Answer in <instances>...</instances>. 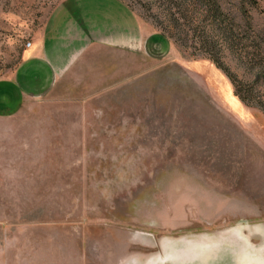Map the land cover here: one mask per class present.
<instances>
[{
    "label": "rangeland",
    "instance_id": "374dc122",
    "mask_svg": "<svg viewBox=\"0 0 264 264\" xmlns=\"http://www.w3.org/2000/svg\"><path fill=\"white\" fill-rule=\"evenodd\" d=\"M60 1L0 0V79ZM120 1L162 54L104 53L0 118V264L264 240V0Z\"/></svg>",
    "mask_w": 264,
    "mask_h": 264
},
{
    "label": "crops",
    "instance_id": "0c3cea01",
    "mask_svg": "<svg viewBox=\"0 0 264 264\" xmlns=\"http://www.w3.org/2000/svg\"><path fill=\"white\" fill-rule=\"evenodd\" d=\"M158 49V50H157ZM162 54V36L151 33L120 0H61L25 48L11 78L0 79V118L46 96L70 72L103 54ZM127 264H264V240L246 236L168 240ZM163 245V248H162Z\"/></svg>",
    "mask_w": 264,
    "mask_h": 264
},
{
    "label": "trees",
    "instance_id": "16d2710c",
    "mask_svg": "<svg viewBox=\"0 0 264 264\" xmlns=\"http://www.w3.org/2000/svg\"><path fill=\"white\" fill-rule=\"evenodd\" d=\"M247 2H249V3H251V4H255L256 2H255V0H246ZM217 11L219 12V8H217ZM218 69H220L224 74H226V76L231 80V77L229 76V74L227 73V71L224 69V68H222V66L219 64V61L217 60V59H215V58H213V57H209L208 58ZM264 69V68H263ZM232 81V83H233V80H231ZM234 85V93H235V95L242 101V102H244L245 103V98L244 97H242V95H241V92H240V90L237 88V86H235V84H233Z\"/></svg>",
    "mask_w": 264,
    "mask_h": 264
},
{
    "label": "built area",
    "instance_id": "2783aa9c",
    "mask_svg": "<svg viewBox=\"0 0 264 264\" xmlns=\"http://www.w3.org/2000/svg\"><path fill=\"white\" fill-rule=\"evenodd\" d=\"M30 45H31V42H26V44H25V48L27 49V48H29L30 47Z\"/></svg>",
    "mask_w": 264,
    "mask_h": 264
}]
</instances>
